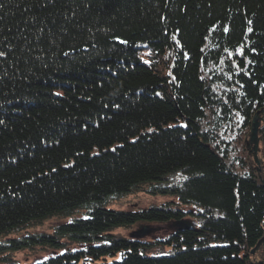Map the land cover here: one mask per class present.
Masks as SVG:
<instances>
[{
    "label": "trees",
    "instance_id": "obj_1",
    "mask_svg": "<svg viewBox=\"0 0 264 264\" xmlns=\"http://www.w3.org/2000/svg\"><path fill=\"white\" fill-rule=\"evenodd\" d=\"M137 193L172 200L109 208ZM141 223L182 227L114 233ZM259 244L264 0H0V264H254Z\"/></svg>",
    "mask_w": 264,
    "mask_h": 264
},
{
    "label": "rangeland",
    "instance_id": "obj_2",
    "mask_svg": "<svg viewBox=\"0 0 264 264\" xmlns=\"http://www.w3.org/2000/svg\"><path fill=\"white\" fill-rule=\"evenodd\" d=\"M259 148V147H258ZM262 152V148H260ZM260 152V154H261ZM258 156V154H257ZM262 156L259 157V162L262 163ZM259 167L261 165L259 164ZM172 199L167 197H159V196H151L146 193H137L129 195L123 199H119L116 201H113L111 205L109 206L110 209L116 210V211H124V212H137L140 210H145L151 207H159L163 203H166L168 201H171ZM189 210V209H188ZM189 214V213H188ZM187 214V215H188ZM86 218L83 216L82 213H76L73 215H70L69 217H55L51 220H48L42 224H38L35 226H31L29 228H26L23 231H19L17 233L10 234L4 241H10L15 239H21L24 237H28L30 235H42V234H52L53 231L62 225H67L72 223L74 220ZM185 223L193 224L194 226H198V222L196 219L192 216H187L184 220ZM182 227V224L180 223H168V224H160V223H141L133 226L130 229H118L115 230V235L121 236L127 240L132 241H138L143 243H162L166 242L171 238V236L180 228ZM68 241V240H65ZM5 243V242H3ZM2 243V245H3ZM82 247L74 246L71 247V250H78ZM259 252V251H258ZM263 252V251H261ZM9 255L6 256H12V259L16 261L18 264H39L46 260H48L50 257L57 256L59 254H62V251H51L48 253L41 252L36 256H33L31 252H15L11 253L10 251H7ZM154 255H162V253H153ZM261 255V254H260ZM253 263L254 264H264L263 259L256 257V254L254 255Z\"/></svg>",
    "mask_w": 264,
    "mask_h": 264
},
{
    "label": "water",
    "instance_id": "obj_3",
    "mask_svg": "<svg viewBox=\"0 0 264 264\" xmlns=\"http://www.w3.org/2000/svg\"><path fill=\"white\" fill-rule=\"evenodd\" d=\"M258 129H259V124L257 122V119H255L253 122V130H252V135H253L254 141H256V139H257ZM257 150H258V145H256V153H257ZM259 247H260V244L256 247L255 250L252 251V255H254L258 251Z\"/></svg>",
    "mask_w": 264,
    "mask_h": 264
}]
</instances>
